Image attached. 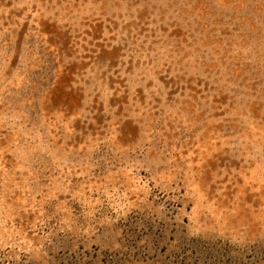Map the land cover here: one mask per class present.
I'll use <instances>...</instances> for the list:
<instances>
[{
	"label": "rangeland",
	"instance_id": "obj_1",
	"mask_svg": "<svg viewBox=\"0 0 264 264\" xmlns=\"http://www.w3.org/2000/svg\"><path fill=\"white\" fill-rule=\"evenodd\" d=\"M0 264H264V0H0Z\"/></svg>",
	"mask_w": 264,
	"mask_h": 264
}]
</instances>
